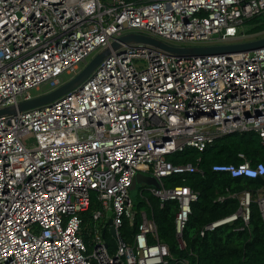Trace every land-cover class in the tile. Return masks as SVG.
Returning a JSON list of instances; mask_svg holds the SVG:
<instances>
[{
  "label": "built area",
  "instance_id": "obj_1",
  "mask_svg": "<svg viewBox=\"0 0 264 264\" xmlns=\"http://www.w3.org/2000/svg\"><path fill=\"white\" fill-rule=\"evenodd\" d=\"M263 13L264 0H0V108L32 99L43 85L58 88L65 73L77 74L93 52L123 34L222 45L243 38L240 26ZM243 131L264 139V46L190 57L141 43L112 51L71 92L0 116V264H188L172 256L146 211L133 241L122 237L124 220L136 219L133 179L156 177L161 186L151 185V192L161 206L178 202L175 230L183 248L199 192L188 184L166 187L163 179L200 172L202 159L176 164L170 157L189 148L203 152ZM239 157L212 170L264 176V162ZM240 196L239 212L201 235L239 216L248 224L252 195ZM93 201L99 204L93 220L104 223L90 251L82 229ZM258 202L263 212L264 196ZM110 217L117 237L109 233Z\"/></svg>",
  "mask_w": 264,
  "mask_h": 264
},
{
  "label": "trees",
  "instance_id": "obj_2",
  "mask_svg": "<svg viewBox=\"0 0 264 264\" xmlns=\"http://www.w3.org/2000/svg\"><path fill=\"white\" fill-rule=\"evenodd\" d=\"M239 153H244L253 164L264 162V139L255 131L233 132L217 139L203 152L189 148L170 157L176 164L195 163L198 157L202 159L200 172L173 174L163 179L166 187L188 184L199 192L183 232L185 247L180 246L175 230L178 202L170 200L161 206L154 195L134 203V225L125 219L120 229L124 240L128 243L133 241L132 236L142 221L141 213L146 211L156 221L158 238L167 244L175 259H185L188 264H264V211L258 202V193L264 189V184L255 178L232 177L229 173L212 170V165L216 163L242 162ZM244 191H250L252 195L249 223L246 224L239 216L201 235L206 225L239 212L240 195ZM221 196L226 197L224 201L218 200ZM98 207L99 204L93 201L90 209L83 213L82 235L87 243L89 240L84 235V227L93 220V212ZM106 239L110 252H115L116 244L108 232ZM149 241L153 243L156 238L151 237ZM170 264H175V260L171 259Z\"/></svg>",
  "mask_w": 264,
  "mask_h": 264
},
{
  "label": "water",
  "instance_id": "obj_3",
  "mask_svg": "<svg viewBox=\"0 0 264 264\" xmlns=\"http://www.w3.org/2000/svg\"><path fill=\"white\" fill-rule=\"evenodd\" d=\"M140 43L161 48L162 50H165L173 55L190 57L254 50L264 46V37L251 41L222 45L176 46L169 44L154 36L135 32L126 33L114 40L110 46H107L100 50L90 61H88L84 65L82 69H80V71L76 75H74L69 80L65 81L58 88L46 92L44 94L35 96L32 99L22 101L17 105H9L6 107H2L0 108V116L17 114L19 111H25L34 107L42 106L53 102L54 100L71 92L80 84H82L96 70L100 63L112 53V51L118 50L123 45ZM255 179L261 181L264 184V177H258ZM138 183H145L156 187L161 186L159 180L156 177L147 175L145 173L136 174L130 189L136 188V185ZM107 224L110 226V233L117 237V230L116 227L113 225V219L111 217L108 219ZM106 231L107 228H104L102 231L103 236H105Z\"/></svg>",
  "mask_w": 264,
  "mask_h": 264
},
{
  "label": "rangeland",
  "instance_id": "obj_4",
  "mask_svg": "<svg viewBox=\"0 0 264 264\" xmlns=\"http://www.w3.org/2000/svg\"><path fill=\"white\" fill-rule=\"evenodd\" d=\"M263 27H264V13L250 18L249 20H247L244 24H242L240 26V32L244 33L243 38L224 42V43H219V44L239 43V42H245V41H251V40L263 38L264 37ZM212 43L213 42H193V43L171 42L172 45H176V46H202V45H210ZM97 53H98V51L93 52L88 57V61H90ZM84 65L85 64L82 63L80 69H82L84 67ZM74 75H76V74L71 75V74L65 73L62 76V78L65 81H67L70 78H72ZM49 91H50V88L46 85H43L39 89H33L31 91V94L33 96H38V95L44 94V93L49 92ZM27 139L29 140L30 136H28ZM152 195L153 194L151 192V185H148L145 183H138L136 185V188L130 190V196H131V198L135 204H137L139 201H143V200H146L147 198H150ZM106 213L108 216H110L112 212H111V210H108ZM103 223H104L103 220H101L99 222H96L95 220H90L87 222V224L84 227L85 228L84 235L89 240L90 244L87 242L86 243H87L90 251H93V249H94L93 238L95 236L96 228L97 227L99 228L100 226H102Z\"/></svg>",
  "mask_w": 264,
  "mask_h": 264
},
{
  "label": "crops",
  "instance_id": "obj_5",
  "mask_svg": "<svg viewBox=\"0 0 264 264\" xmlns=\"http://www.w3.org/2000/svg\"><path fill=\"white\" fill-rule=\"evenodd\" d=\"M263 193H264V189H261L260 192L258 193V199L261 198V197H263ZM240 198H241V196H240Z\"/></svg>",
  "mask_w": 264,
  "mask_h": 264
}]
</instances>
